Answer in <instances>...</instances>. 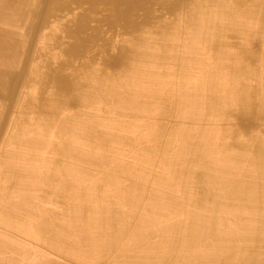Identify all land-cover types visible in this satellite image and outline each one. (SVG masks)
<instances>
[{"label": "bare ground", "instance_id": "bare-ground-1", "mask_svg": "<svg viewBox=\"0 0 264 264\" xmlns=\"http://www.w3.org/2000/svg\"><path fill=\"white\" fill-rule=\"evenodd\" d=\"M245 1L264 7V0H30L15 9L23 38L73 7L80 10L74 21L47 28L39 50L30 46L19 54L13 45L6 54L18 72L0 67L2 99L22 77L0 154V233L29 241L73 227L76 242L66 244L76 252L65 249L62 258L77 264H264V91L237 86L222 94L209 80L204 85L211 104L224 105L233 121L262 134L236 145L248 156L223 163L233 167L215 170L205 158L202 171L155 179L147 187L137 173L125 177L131 172L112 167L102 173L92 153L107 143L110 126L98 118L106 107L122 118L131 105L123 86L111 89L110 99L102 94L109 74L141 84L167 62L182 70L202 67L220 50L222 36H242L241 22L264 18L253 9L238 10L236 28L235 8ZM166 17L172 20L163 22ZM176 38L186 47L178 50ZM41 200L59 213L40 207ZM99 230L102 236H96ZM102 245L107 249L93 251Z\"/></svg>", "mask_w": 264, "mask_h": 264}, {"label": "rangeland", "instance_id": "rangeland-1", "mask_svg": "<svg viewBox=\"0 0 264 264\" xmlns=\"http://www.w3.org/2000/svg\"><path fill=\"white\" fill-rule=\"evenodd\" d=\"M29 3L30 0H14V3L9 5L6 0H0V67L3 70L17 64L11 65L12 58L6 54L14 52L13 45L19 54L26 52V48L30 46L33 47L32 52L36 48L39 50L47 28L57 25L56 21H74V15L80 10L73 7L68 16L61 15L51 20L47 27L42 26L40 32L23 38L22 20L14 10L28 6ZM48 6L44 4L41 11H46ZM204 6L213 7L205 3ZM248 9H253L257 14H264V7L259 9L254 1H245L241 7L235 8L236 19L233 25L236 28L240 21L238 10ZM216 15L213 12L211 16L218 18ZM253 16L254 19L249 17L241 22L246 29L244 35L222 36L218 40L220 50L205 57L202 67L194 66L189 70H182L167 62L166 66L146 76L141 84L133 76L122 80L116 73L109 74V81L102 85V94L110 99L109 91H121L123 86L131 105L126 103L128 112L122 118L116 116L111 106H107L106 112L98 117L103 126H110L107 143L102 148L95 147L92 152L95 160L100 162L99 170L102 173L109 172L110 167L130 171L125 177L137 173L141 176L143 185L149 187L155 183V179L166 181L180 176V172L182 176H188L190 172L202 171L205 158L211 162L210 167L216 170L220 166L233 167V162L223 164L230 157L234 159L237 156H248L247 151H239L236 145L262 134L249 130L247 123L233 121L224 105L216 107L211 104L210 99L204 95V85L209 80L222 94H230L237 86L245 92L264 91V18ZM170 20L172 17H166L163 22ZM186 33H192L191 29ZM182 42L177 39L174 46L178 50L186 47ZM1 53H4V57ZM28 63L32 64L30 61ZM15 67L13 73L18 72ZM21 78L20 74L15 77L13 92L8 100L2 99L0 93V154L4 151V141L11 132L7 123L11 120L21 95ZM133 104L136 105L135 109H132ZM98 108L99 106L95 107ZM189 156L190 161L187 160ZM80 166L81 164L76 165L75 169ZM128 183L129 181H120V184ZM95 200L92 196L90 202L96 203ZM39 204L40 207H49L50 211L59 213V209L52 204L43 203L42 200ZM75 231L73 227L68 229L63 225L29 241H22L18 235L11 232L1 231L0 264H77L74 260L62 258L65 249L70 253L76 252L75 246L72 245L71 250L66 244L69 241L76 242L73 235ZM96 233V236H102L104 232L99 230ZM64 238L65 244H62L60 241ZM92 249L99 252L107 249V245Z\"/></svg>", "mask_w": 264, "mask_h": 264}]
</instances>
